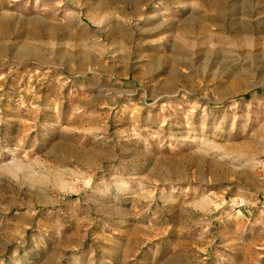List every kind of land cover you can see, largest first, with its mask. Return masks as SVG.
Instances as JSON below:
<instances>
[{
    "label": "rangeland",
    "instance_id": "374dc122",
    "mask_svg": "<svg viewBox=\"0 0 264 264\" xmlns=\"http://www.w3.org/2000/svg\"><path fill=\"white\" fill-rule=\"evenodd\" d=\"M0 264H264V0H0Z\"/></svg>",
    "mask_w": 264,
    "mask_h": 264
}]
</instances>
